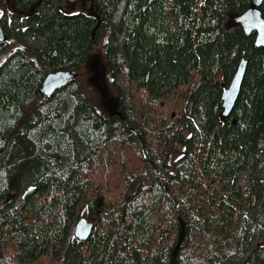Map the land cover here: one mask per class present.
<instances>
[{
  "label": "trees",
  "instance_id": "obj_1",
  "mask_svg": "<svg viewBox=\"0 0 264 264\" xmlns=\"http://www.w3.org/2000/svg\"><path fill=\"white\" fill-rule=\"evenodd\" d=\"M63 1L0 0V264H264V46L233 19L251 0ZM96 48L113 111L75 78L40 93Z\"/></svg>",
  "mask_w": 264,
  "mask_h": 264
},
{
  "label": "water",
  "instance_id": "obj_2",
  "mask_svg": "<svg viewBox=\"0 0 264 264\" xmlns=\"http://www.w3.org/2000/svg\"><path fill=\"white\" fill-rule=\"evenodd\" d=\"M262 0H251L250 6L242 13L234 16V21L241 25L246 34L255 32L254 45L264 46V19L261 16L260 8ZM6 38L1 25H0V42ZM246 58L242 57L237 65L236 71L231 78L229 84L222 87L221 112L220 116L225 119L234 107L235 101L239 94L241 82L245 72ZM77 74L75 71L69 70H55L47 73L41 83L40 93L51 94L57 88H60L68 80ZM106 96L105 90H102ZM111 100V98H110ZM92 227V222L87 221L85 218H79L75 224V236L84 240L89 235Z\"/></svg>",
  "mask_w": 264,
  "mask_h": 264
},
{
  "label": "rangeland",
  "instance_id": "obj_3",
  "mask_svg": "<svg viewBox=\"0 0 264 264\" xmlns=\"http://www.w3.org/2000/svg\"><path fill=\"white\" fill-rule=\"evenodd\" d=\"M7 1L10 7H15L14 0ZM62 7L66 11H80L98 16L91 0H64L62 2ZM76 71L77 75L75 79L80 84L81 94L86 97L100 112L113 111V104L117 101V92L111 85L108 74L109 69L99 49L96 48L86 62L80 65L79 69ZM104 84L108 92L111 94V101L108 100L106 102L103 93L99 89V85L104 86Z\"/></svg>",
  "mask_w": 264,
  "mask_h": 264
},
{
  "label": "bare ground",
  "instance_id": "obj_4",
  "mask_svg": "<svg viewBox=\"0 0 264 264\" xmlns=\"http://www.w3.org/2000/svg\"><path fill=\"white\" fill-rule=\"evenodd\" d=\"M6 39V38H5ZM4 39V40H5ZM1 42H3V41H1ZM58 70H63V69H58ZM69 71H75V72H77L76 70H69ZM77 75V74H76ZM76 75L74 76V77H72V78H70V79H73V78H75L76 77ZM233 77V76H232ZM69 79V80H70ZM68 80V81H69ZM66 84V83H65ZM64 84V85H65ZM62 87V86H61ZM226 87V86H225ZM58 89V88H57ZM99 89L101 90V92L103 93V91L102 90H105L106 89V86H105V84H104V86H100L99 85ZM106 91V93H107V95L105 96L104 94H103V96H104V98H105V101L107 102L108 100H110V98H111V94L108 92V90L106 89L105 90ZM222 93V92H221ZM52 94V93H51ZM45 95H49V94H45ZM111 101V100H110ZM114 105V108L117 106V104H116V102L113 104ZM221 112V111H220ZM229 116V115H228ZM221 117V116H220ZM79 218H85L87 221H90V222H92V225H93V219H87L86 217H79ZM78 218V219H79ZM77 219V220H78ZM76 220V221H77ZM75 224H76V222H75ZM75 224H74V226H73V233H75ZM92 228V227H91ZM75 235V234H74ZM76 237V236H75ZM77 238V237H76ZM78 239V238H77ZM80 240V239H79Z\"/></svg>",
  "mask_w": 264,
  "mask_h": 264
}]
</instances>
